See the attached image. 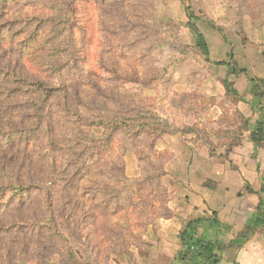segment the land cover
I'll return each mask as SVG.
<instances>
[{
	"label": "trees",
	"instance_id": "obj_1",
	"mask_svg": "<svg viewBox=\"0 0 264 264\" xmlns=\"http://www.w3.org/2000/svg\"><path fill=\"white\" fill-rule=\"evenodd\" d=\"M4 1L0 0L1 7ZM212 1L237 13L239 20L233 25L237 33L243 34L241 19L245 15L264 20V0ZM113 4L121 6L118 0ZM184 11L187 21L181 25L189 30L193 45L176 42L175 50L180 55L172 63L175 69L188 63L189 56L210 62L205 36L197 24L201 17L188 3ZM119 15L129 25V31L111 33H115L114 37L120 33L130 37L128 53L121 48L102 49L94 70L82 67L77 73L76 58L82 60L78 50L67 51L65 60L60 56L62 52L47 50L45 45L40 48V44L18 51L20 58L15 61L0 54V92L4 86L16 85L9 89L15 93L0 101V127L11 128L13 119L22 117L5 112L10 103L13 106L21 100L18 103H29L27 135H35L31 144L22 147V159L11 157L15 151L12 146H7L9 154L0 158V199L7 203L0 210V217L11 219L0 224V259L6 264H56L50 260L52 252L64 257L66 262L62 264H108L111 253L128 254L129 246L148 249L149 244L143 239L147 227L154 226L158 218L173 214L167 207L161 152L155 149L157 140L165 134L193 133L215 159H227L246 132L253 144V155L264 146V79L249 77L252 92L247 103L258 115L254 123L226 106L229 101L243 100L226 77L218 78L223 92L216 94L199 89L203 80L194 81L195 75L188 76L193 77L195 88L185 84L182 92L171 90L175 83L169 80L164 85L166 91L163 89L173 111L169 113L145 99L142 90L163 78L166 68H154L149 54L163 48L165 27L159 26L173 23L172 20L158 15L142 27L134 19H127L120 12ZM207 21L227 42L225 27ZM148 29L154 31V37L142 38V44L141 36L149 35ZM41 39L36 33L27 36L33 44ZM8 54L7 51L5 56ZM125 55L130 62L127 69L118 61ZM227 55V61L216 63L228 66L234 75L246 74L235 63L232 50ZM26 62L30 70L23 75L21 69ZM193 64L198 65L194 58L190 66ZM15 65L21 74L17 75ZM68 68L77 74L62 79ZM57 70L62 72L58 78L53 75ZM200 71L205 76L209 73L205 67ZM200 99L207 102L202 104ZM216 106L221 110L218 116L207 119L206 111ZM31 108L33 113H29ZM211 132L219 140L218 147H224L222 155L216 154L212 146ZM128 151L135 155L140 171L133 178L126 175L124 155ZM153 158H157L154 163ZM260 181L257 212L264 221V176ZM244 190L252 191L248 184ZM25 194L29 195L26 202L22 199ZM228 231L229 225L220 222L214 211L187 220L178 233L179 249L166 264H217L223 251L240 247L248 238L244 234L222 240ZM26 233L27 243L15 241Z\"/></svg>",
	"mask_w": 264,
	"mask_h": 264
},
{
	"label": "rangeland",
	"instance_id": "obj_2",
	"mask_svg": "<svg viewBox=\"0 0 264 264\" xmlns=\"http://www.w3.org/2000/svg\"><path fill=\"white\" fill-rule=\"evenodd\" d=\"M114 1L117 0H5L3 2V6H0V54H2V57H6L8 59L10 58L11 61H15L20 58V56H17L18 51H26L27 47L30 48L29 46L32 47L33 45L35 47L40 44V48L45 45L47 50L55 48L57 54L62 52L60 53V56H62V60H65V58L69 55L67 51L78 50L80 52V57L84 60V62L76 58V62L79 64L76 65L79 66L77 73L80 72V68L82 67H85L86 69L93 68L94 70L99 65L98 56L100 50L121 48L124 50V53L126 52V55L128 53V45H130L131 42L130 37H125L122 33H120V35L117 36L119 38H117L113 35L115 33H111L124 30L129 31V25L127 22L122 20L119 12L127 19H134L133 21H137V24H141L140 26L142 27H145L144 23L154 21V16L164 15L167 19H171L173 23L164 22L163 24H160V29L165 27L162 31V38L164 40L163 48H161L160 51L159 48L155 54H149V56L152 55L149 63L154 68H157L158 71H160L161 68H166V71L163 74L162 80L155 81L152 86L142 90V95L145 99L154 101L157 106L165 109L169 113H172L173 111L169 108L163 94V91H166L164 85L165 83H168L169 80L171 81L172 79L175 83L171 86V90L175 92H182L186 88L185 84H189L195 88L192 80L193 77L191 79L188 77L190 75H195L194 81H196V79L200 80L201 78L203 80L199 89L202 91L206 90L207 92H210V94H216L221 88H223L221 83L218 81V78H231L232 75H234L230 72L228 66L216 62H210L211 68H209L210 66L207 65V63H205L200 57L189 56L187 60L189 61V64L183 63L181 66L177 67V69H175L172 65V63L175 62L180 55V53L175 50L176 42L178 40L185 45H193V38L189 30L181 25L187 21V16L184 11L186 3L190 4L192 10L201 17V20L197 23L199 28L208 33L215 31L208 25L206 15L202 14V11H199L200 4H203L202 2H204V0H118L121 6L113 4ZM252 4L254 5L255 2ZM134 16H137L138 18L135 19ZM217 32L218 31L215 33L221 34L220 32ZM29 33H36L38 39L42 38L41 42H35L33 44L32 41H27ZM153 34L154 31L150 30L149 35L143 37L141 36V39L144 38L148 40L149 38L154 37L152 36ZM43 37H45L44 41ZM144 39L141 40L142 44L145 43ZM224 43L226 44L227 42ZM230 47L231 45H229V48ZM7 51L9 54L5 56ZM222 52L223 48H220L219 46L217 55L219 56V53H221V57L227 60L228 55L224 52L222 54ZM126 55L123 56L125 59L120 58L118 60L125 69H127L130 64ZM128 56H130V54H128ZM57 57L58 56H56L55 59ZM193 58L195 63H198V65L193 64L190 66L193 63ZM23 66L24 68L21 69V71L23 72V75H26L27 70H30L29 65L26 62ZM201 67H205L209 70V73L206 76L205 74H201ZM14 70H16L15 72H17V75L21 74L18 65H15ZM61 73V70H57L53 75L58 78V74ZM76 74H73V72H71L68 68L66 74H63L65 76H62L61 78H72ZM190 80L191 82L189 83ZM213 80L214 82H212ZM14 86L16 85H7L3 87V92H0V101L15 93L14 91L9 90L10 88L14 89ZM249 86L250 91H252L250 81ZM4 90H7V92ZM25 95H27L26 98L29 100L30 95L27 93ZM172 100L174 101V99ZM5 101H7V99H5ZM18 102H21V100H17L13 103V106L10 103L7 109H5V112L11 113L14 116L20 114L22 117L20 119L14 118L12 125L10 126L11 128L0 127V158H2L5 154H9L7 146H12V149L15 151H12L11 157L16 161L23 158L25 153H23L22 147L24 145L31 144L32 139L35 136L31 135V137H29V135H27V123L30 122L27 121V104L29 103L22 104ZM200 102L205 104L207 100L200 99ZM216 109L217 106L208 109L206 111V118L209 120L215 119L218 116L217 111H215ZM33 112L34 111H32L31 108L29 113ZM252 112L257 114L253 110ZM93 130L96 131L98 129L95 128ZM28 138L30 139L28 140ZM210 138L213 142L212 146L215 147V152L218 151L217 149H224L222 146L218 147L219 140L213 132L210 133ZM126 154L132 156L134 158V164L137 165L135 155L131 151H128L124 155L125 167L126 163L128 164V159L125 157ZM160 156L163 168L165 153L161 151ZM156 160L157 158H153L152 162L154 163ZM133 172L134 171H131L128 167L126 175L132 178L138 176L140 173L138 166V175L132 176ZM164 176L162 180L164 179ZM165 195L168 197L167 191ZM24 196L25 197L22 199H25L26 202L29 195L25 194ZM5 204H7L5 199H0V210L5 206ZM24 212L27 216L28 211L25 210ZM8 222H11V219L8 217H0L1 225ZM149 227H147V229ZM15 241L17 243H27V233L19 235ZM128 249V254L117 255L115 253H111L109 255L108 264H137V259L146 255L149 247L148 249L146 248L145 251L143 247H135L134 245L129 246ZM50 260L56 264L66 262L64 257L56 252H52L50 254ZM23 262H26V258L24 259V257ZM0 264H6V261L4 259H0Z\"/></svg>",
	"mask_w": 264,
	"mask_h": 264
},
{
	"label": "crops",
	"instance_id": "obj_3",
	"mask_svg": "<svg viewBox=\"0 0 264 264\" xmlns=\"http://www.w3.org/2000/svg\"><path fill=\"white\" fill-rule=\"evenodd\" d=\"M202 3L199 11L207 19L225 27L224 35L231 45L229 48L216 30L208 33L200 28L209 48L210 62L227 61L221 53L217 55L220 46L226 55L232 50L238 68L246 72L228 78L243 100L229 101L226 106L238 110L254 123L257 114L247 103L252 92L249 77L264 79V20L245 15L241 19L243 34L237 33L233 25L239 16L234 10L212 0ZM210 62L207 65L210 66ZM215 111L219 114L221 110L217 107ZM155 149L165 153L163 181L168 193L167 207L173 214L158 218L154 226L147 229L143 238L149 249L146 255L137 259V264H166L179 249L178 233L185 222L213 211L220 222L229 225L222 240L248 235L240 247L223 251L217 264H264V221L257 212L260 177L264 176V146L253 155V144L246 132L241 144L232 148L227 159H215L209 155L208 146L201 139L188 133L183 136L165 134L157 140ZM217 150L218 155L224 153L222 148ZM125 157L128 159L126 172L129 167L134 171L132 176L138 175L134 158L129 154ZM245 184L250 186L251 192L244 190Z\"/></svg>",
	"mask_w": 264,
	"mask_h": 264
}]
</instances>
